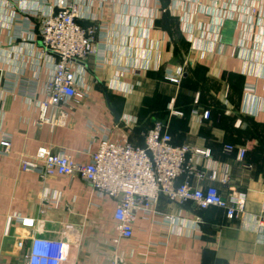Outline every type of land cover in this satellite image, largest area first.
<instances>
[{
    "label": "crops",
    "instance_id": "crops-1",
    "mask_svg": "<svg viewBox=\"0 0 264 264\" xmlns=\"http://www.w3.org/2000/svg\"><path fill=\"white\" fill-rule=\"evenodd\" d=\"M57 1H0V139H10L7 155L0 147V264H20L28 252L16 217L34 219L41 238L66 234L64 264H264V0L245 7L227 0H73L81 26L93 31L94 52L78 68L88 97L61 108L63 126L38 127L37 102L54 58L43 53L36 31ZM177 70L174 85L166 75ZM89 122L135 146L161 123L174 145L210 150L219 177L227 167L228 182L204 184L223 197L243 194L244 212L229 220L222 209L161 197L156 215L141 217L131 239L114 243V200L97 197L77 177L41 181L18 168L41 147L87 162L97 148ZM226 145L233 150L224 152ZM17 239H25L21 251Z\"/></svg>",
    "mask_w": 264,
    "mask_h": 264
},
{
    "label": "built area",
    "instance_id": "built-area-1",
    "mask_svg": "<svg viewBox=\"0 0 264 264\" xmlns=\"http://www.w3.org/2000/svg\"><path fill=\"white\" fill-rule=\"evenodd\" d=\"M227 1L245 7L259 0ZM52 9L50 14L39 19L36 31L43 53L54 58L53 71L41 90L43 99L37 102L39 118L36 125L51 128L64 125L67 114L61 110L62 107H70L72 101L88 97L87 89L80 84L78 68L94 52L93 31L81 26L78 4L73 0H59ZM166 80L179 85L181 72L169 71ZM49 109L53 112L48 117ZM208 117L207 111L200 115L202 120ZM86 130L90 144H97L96 150L88 152L87 162L77 163L63 151L53 153L49 147H41L34 157L20 158L18 168L21 172L37 175L41 181L55 176L77 177L97 197L114 200L112 219L118 234L114 243L119 239H131L133 226L141 217L156 215V204L161 197L178 203L192 202L198 210L222 209L229 220L244 212L243 194L231 193L223 197L215 186L204 184L206 180L227 184V167L222 168L219 177L218 166L212 160L210 150L174 145L161 123H156L138 146L132 145L125 137H111L110 130L97 127L92 122ZM0 147L4 155L9 153L8 136L0 139ZM232 150L230 145L224 147L226 152ZM244 156V149H238L237 160L242 162ZM182 176L185 179L179 182ZM161 216L164 222L171 220L166 214ZM15 222L25 231L26 240L30 243L20 264H64L66 234L58 240H48L38 236L34 219L16 217ZM259 223L264 227L263 219ZM24 240L17 239L19 251L23 249Z\"/></svg>",
    "mask_w": 264,
    "mask_h": 264
},
{
    "label": "trees",
    "instance_id": "trees-1",
    "mask_svg": "<svg viewBox=\"0 0 264 264\" xmlns=\"http://www.w3.org/2000/svg\"><path fill=\"white\" fill-rule=\"evenodd\" d=\"M144 136V135H143ZM143 138V137H142ZM141 141H142V139H141ZM224 152H226V151H224Z\"/></svg>",
    "mask_w": 264,
    "mask_h": 264
}]
</instances>
